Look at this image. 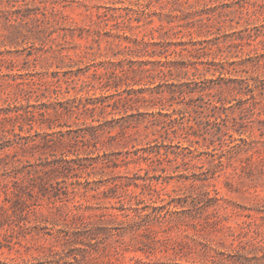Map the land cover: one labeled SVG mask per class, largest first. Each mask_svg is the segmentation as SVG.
I'll return each mask as SVG.
<instances>
[{
    "label": "rangeland",
    "instance_id": "rangeland-1",
    "mask_svg": "<svg viewBox=\"0 0 264 264\" xmlns=\"http://www.w3.org/2000/svg\"><path fill=\"white\" fill-rule=\"evenodd\" d=\"M188 1L0 0V264H264V249L247 246L264 242L262 97L242 113L241 96L224 90L244 132L225 134L228 120L208 122L213 111L198 94L160 102L186 78H149L138 70L155 58L116 55L125 37L162 22L185 25L174 41L219 37L224 47L253 30L229 61L264 55V14L248 25L239 0ZM148 9L162 14L151 24ZM18 10L42 21L19 25ZM111 62L125 71L112 74ZM248 76L264 80V66L225 78ZM204 79L220 97L217 75ZM220 131L234 149L221 148ZM167 194L183 205L162 217Z\"/></svg>",
    "mask_w": 264,
    "mask_h": 264
},
{
    "label": "trees",
    "instance_id": "trees-1",
    "mask_svg": "<svg viewBox=\"0 0 264 264\" xmlns=\"http://www.w3.org/2000/svg\"><path fill=\"white\" fill-rule=\"evenodd\" d=\"M204 0H195L196 3H201ZM212 1V0H209ZM235 1V0H232ZM175 4H182V3H189L188 0H174ZM41 4L37 5V9L41 10V14L44 16V19L47 18V7L43 1H40ZM205 6L207 5V1H204ZM240 14V21L245 20V22L250 25L251 20L254 17H258V15L264 14V0L258 1H250V0H239L238 7L235 9ZM26 12H22L19 10L17 13H20L21 16H17L14 21L22 25L25 19L31 18L30 10ZM160 16L161 13L153 12L149 10L145 12L143 16L149 19L148 24L153 22L154 16ZM171 14H167L170 16ZM33 21L38 22L42 21V19L35 14L34 18H31ZM43 19V20H44ZM173 20H167L168 23H173ZM210 20V19H208ZM139 23L141 20H138ZM163 21V20H161ZM202 22L204 23L203 19ZM25 23V22H24ZM206 24L207 27L210 25ZM190 23L187 24L189 26ZM180 27H185L184 24H178L177 26H170L166 27L163 22L161 25L157 27H152L148 34L143 35L141 38L138 36L132 37H125V39L129 42L127 45L117 44L118 52L116 55H129L132 57H150L155 58L154 60H145L141 61V69L138 71L141 73L146 74L149 78L160 77L165 79L167 77H172V79L179 78L180 82L182 79L186 78L185 81L181 82L180 84L172 83L169 87L167 93L169 94V98L165 96L166 91H161L160 94V102H165L175 100L178 96L182 97L183 99L194 98L195 94H198V97L202 100H206L208 103V109L212 110L213 113H206V117L208 118V122L211 124L221 125V121L228 120L224 126L226 128V133L228 134L231 131H235L240 136L243 135V130H238L237 125L240 124V120L237 115L231 116L228 111L233 109L234 106L232 102L223 95L224 90L228 91L231 95L236 94L240 95L241 97L235 100H239L242 102L241 112H251L252 114L255 113V109L258 106L257 96H261V100L259 102L264 101V80H254L253 77H242V78H225L226 74H239V73H249V72H256L257 69L264 66V55H260L256 53L255 56L251 55V52L247 53V58L241 61H229V57L237 58L239 55L244 54V46L247 43L251 45V41H255L256 36L253 33V30L247 31V36L243 34L241 36H237L234 38L228 45L225 47L220 44V38L217 37L215 39L210 40H203V41H174L173 37H178L180 33L183 32L181 29H177ZM137 28H141V26H137ZM156 33H159L156 36ZM190 35V33H189ZM12 35H7L6 39H11ZM248 41V42H246ZM170 56H173L170 59ZM158 58V60L156 59ZM165 59V61H162ZM123 60L119 61V64H123ZM132 63L136 64L137 61H132ZM113 66L112 74H117V71H125L120 70L119 66L116 63L111 62ZM153 66V68L150 67ZM193 70L192 76L194 79H190V73ZM127 72V71H126ZM125 72H123L124 74ZM207 74H212L213 76L217 75V79L220 80L222 83L217 84L220 91V97H217L216 94L212 92L214 88L213 85L215 83V79L210 80H203ZM200 75V76H199ZM197 76L198 79H195ZM253 82V83H252ZM213 83V85H211ZM215 86V85H214ZM260 90V91H259ZM259 91V92H258ZM188 108H181L176 109L174 108V112L177 110H185ZM161 109V115L165 118H170V121L173 122L174 115L171 114H164ZM223 110V113L220 114V111ZM220 114V115H219ZM225 114V116L223 115ZM226 118V119H225ZM232 121V125L229 122ZM241 125L242 122H241ZM222 131V130H221ZM217 133L220 139V146L221 148L225 146H230L227 143V140L224 139L223 132ZM173 133L177 135V130H173ZM190 136L189 133H186ZM195 136L199 137L197 134ZM216 136V135H215ZM214 137V134H213ZM231 137H234V133H232ZM240 140H243L241 137ZM234 142V138L233 141ZM234 149L236 146H230ZM180 155V154H179ZM180 157V156H179ZM186 157L182 158V161L185 162ZM192 161V159H191ZM218 165L223 166V161L220 160ZM217 171H212V177L216 175ZM189 177V176H187ZM189 179V178H188ZM198 178H196L197 181ZM192 187H196V184H191ZM208 199H212L209 197L210 192L206 191L204 193ZM171 198L170 194H167ZM169 198V199H170ZM179 202L175 204L174 198H171V201L167 200L166 198H161L162 202H167V204L161 208L168 209V211L162 215V217H166V215L170 214L173 211L172 207L177 208L178 205H183L180 198H177ZM141 203V202H140ZM159 210V209H157ZM146 209H135L137 216H151V214L146 213L143 214ZM160 215V214H159ZM112 218H117V214H110ZM247 246L253 247L255 250H262L264 249V242L261 239H253L252 241L248 242Z\"/></svg>",
    "mask_w": 264,
    "mask_h": 264
}]
</instances>
